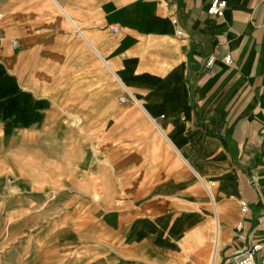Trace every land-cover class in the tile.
Here are the masks:
<instances>
[{
  "label": "crops",
  "instance_id": "obj_1",
  "mask_svg": "<svg viewBox=\"0 0 264 264\" xmlns=\"http://www.w3.org/2000/svg\"><path fill=\"white\" fill-rule=\"evenodd\" d=\"M225 1L216 17L211 0H0L18 92L0 114L36 116L20 136L42 147L83 142L77 163L119 190L93 222L131 264H207L215 241L213 264L254 244L264 264V0Z\"/></svg>",
  "mask_w": 264,
  "mask_h": 264
},
{
  "label": "rangeland",
  "instance_id": "obj_2",
  "mask_svg": "<svg viewBox=\"0 0 264 264\" xmlns=\"http://www.w3.org/2000/svg\"><path fill=\"white\" fill-rule=\"evenodd\" d=\"M3 90L17 97L6 82ZM19 108L0 114V264H131V254L105 243L93 222L118 197L116 182L98 164H78L83 142L72 138L69 147L62 132L52 147L21 138L37 117Z\"/></svg>",
  "mask_w": 264,
  "mask_h": 264
},
{
  "label": "built area",
  "instance_id": "obj_3",
  "mask_svg": "<svg viewBox=\"0 0 264 264\" xmlns=\"http://www.w3.org/2000/svg\"><path fill=\"white\" fill-rule=\"evenodd\" d=\"M163 1H168V0H163ZM227 7V2L225 0H211V2L209 3L208 7H207V14L210 16H216V17H221L225 11ZM1 18V15H0ZM171 23L173 24V26L175 27V34L177 36H181L182 35V30L179 28L178 25V20L176 18H173L171 20ZM113 32H117L118 30L116 28H112ZM12 44L15 45L16 42L12 41ZM214 62V58L210 57L207 60V66L212 65ZM223 63L227 66H230L232 63V60L230 58V56H226L223 58ZM209 185L211 186L212 183H209ZM209 185H204L206 188ZM246 209V205L243 203L242 204V210L244 211ZM261 249V245L260 244H254L251 247L243 250L242 252L236 254L235 256H233L232 258L225 260L224 264H255V253L257 251H259ZM214 253V254H213ZM213 257V263H215L216 259V245L215 242L213 244V250L211 253V259Z\"/></svg>",
  "mask_w": 264,
  "mask_h": 264
},
{
  "label": "bare ground",
  "instance_id": "obj_4",
  "mask_svg": "<svg viewBox=\"0 0 264 264\" xmlns=\"http://www.w3.org/2000/svg\"><path fill=\"white\" fill-rule=\"evenodd\" d=\"M216 242V241H215ZM217 244V243H216ZM213 258V257H212ZM213 261V260H212ZM212 261H210V264H213V262Z\"/></svg>",
  "mask_w": 264,
  "mask_h": 264
}]
</instances>
